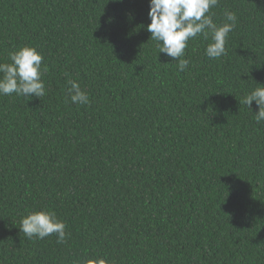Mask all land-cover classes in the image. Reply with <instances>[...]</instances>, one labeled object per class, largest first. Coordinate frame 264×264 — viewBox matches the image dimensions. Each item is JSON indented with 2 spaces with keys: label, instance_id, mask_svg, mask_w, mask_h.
<instances>
[{
  "label": "trees",
  "instance_id": "1",
  "mask_svg": "<svg viewBox=\"0 0 264 264\" xmlns=\"http://www.w3.org/2000/svg\"><path fill=\"white\" fill-rule=\"evenodd\" d=\"M150 0H0V63L42 52L46 94L0 96V264H264V0H219L227 55L150 40ZM2 75V74H0ZM88 94L71 103L68 80ZM66 224L29 239L20 221Z\"/></svg>",
  "mask_w": 264,
  "mask_h": 264
},
{
  "label": "clouds",
  "instance_id": "2",
  "mask_svg": "<svg viewBox=\"0 0 264 264\" xmlns=\"http://www.w3.org/2000/svg\"><path fill=\"white\" fill-rule=\"evenodd\" d=\"M219 0H150L149 18L151 23L147 31L151 33L150 40L157 42L159 54L164 53L177 63L179 71H185L190 60L185 57L188 42L197 37L211 43L205 49L209 59H219L227 55L226 43L229 33L237 23L234 12L225 10V23H214L211 9L217 7ZM11 63H0V96H17L31 98L43 97L46 87L42 80L46 72L43 65L42 52L35 47L24 46L18 51L9 54ZM68 98L71 103L87 105L90 103L88 94L75 80H68ZM257 87L246 94L240 103L251 108L253 101L259 107L255 114L257 123L264 121V86L257 83ZM21 232L29 239H45L53 234L58 243H64L67 235L66 224L52 211L30 212L20 221ZM86 264H115L105 258L87 260Z\"/></svg>",
  "mask_w": 264,
  "mask_h": 264
}]
</instances>
